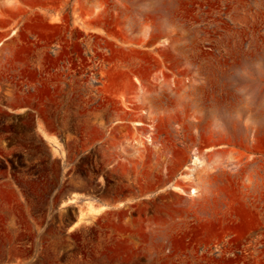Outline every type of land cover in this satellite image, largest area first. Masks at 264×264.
<instances>
[{
	"label": "rangeland",
	"instance_id": "obj_1",
	"mask_svg": "<svg viewBox=\"0 0 264 264\" xmlns=\"http://www.w3.org/2000/svg\"><path fill=\"white\" fill-rule=\"evenodd\" d=\"M0 264H264V0H0Z\"/></svg>",
	"mask_w": 264,
	"mask_h": 264
},
{
	"label": "crops",
	"instance_id": "obj_2",
	"mask_svg": "<svg viewBox=\"0 0 264 264\" xmlns=\"http://www.w3.org/2000/svg\"><path fill=\"white\" fill-rule=\"evenodd\" d=\"M50 136L52 137H56L57 139H59V137L54 134L53 131L49 130V133H48ZM49 140V139H48ZM50 142H52L53 144H56L54 141H52L50 139ZM124 197H114L113 199H110V198H98L96 199V201L94 200V203L93 205L96 207V208H101L102 206H108L110 204H118L119 202L123 201L124 202ZM104 209V208H103ZM102 210V209H101Z\"/></svg>",
	"mask_w": 264,
	"mask_h": 264
},
{
	"label": "bare ground",
	"instance_id": "obj_3",
	"mask_svg": "<svg viewBox=\"0 0 264 264\" xmlns=\"http://www.w3.org/2000/svg\"><path fill=\"white\" fill-rule=\"evenodd\" d=\"M45 135H46L49 139H51L52 141L57 142V139H56L55 137L50 136L46 131H45ZM193 160H194V161H193L194 163H197V162H199V157L196 155V156L193 157ZM195 192H196V189H195V188H192V189H191V193H192V194H195ZM103 208H105V206H102L101 208H96L93 204H90V209H91V211L98 212V211H100V210L103 209Z\"/></svg>",
	"mask_w": 264,
	"mask_h": 264
}]
</instances>
